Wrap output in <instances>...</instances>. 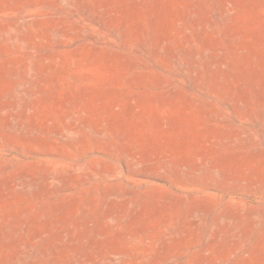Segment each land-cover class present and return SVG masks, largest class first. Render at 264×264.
Here are the masks:
<instances>
[{
  "label": "rangeland",
  "instance_id": "rangeland-1",
  "mask_svg": "<svg viewBox=\"0 0 264 264\" xmlns=\"http://www.w3.org/2000/svg\"><path fill=\"white\" fill-rule=\"evenodd\" d=\"M0 264H264V0H0Z\"/></svg>",
  "mask_w": 264,
  "mask_h": 264
}]
</instances>
